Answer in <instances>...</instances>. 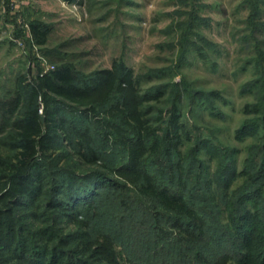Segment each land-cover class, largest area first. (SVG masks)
I'll use <instances>...</instances> for the list:
<instances>
[{"label": "trees", "instance_id": "1", "mask_svg": "<svg viewBox=\"0 0 264 264\" xmlns=\"http://www.w3.org/2000/svg\"><path fill=\"white\" fill-rule=\"evenodd\" d=\"M258 1L251 2L242 34L252 53L241 68H253L241 86L252 99L234 131L238 141L250 138L243 148L222 149L198 136L186 156L184 106L215 112V97L228 100L185 78L142 91L143 75L122 59L92 72L63 64L36 82L16 76L14 87L0 94V264H125L131 257L118 239L129 244V255H139L131 247L135 225L150 219L160 236L163 216L179 233L172 244L177 264L186 258L183 242L198 241L213 223L232 251L226 258L264 264V12ZM198 17L191 13L180 23L178 67L191 52L208 60L206 47L219 49L196 34ZM49 31L40 21L30 28L39 44ZM203 148L216 158L213 170L200 156ZM224 211L226 222H215Z\"/></svg>", "mask_w": 264, "mask_h": 264}, {"label": "rangeland", "instance_id": "2", "mask_svg": "<svg viewBox=\"0 0 264 264\" xmlns=\"http://www.w3.org/2000/svg\"><path fill=\"white\" fill-rule=\"evenodd\" d=\"M252 1L0 0V94L5 95L14 87L19 73L36 82L38 75L63 64L92 72L111 67L117 59H122L138 76L143 75L142 91L156 83L185 78L194 87L218 90L227 98L228 101L215 97V112L200 105L194 111V105L189 102L190 106H184L182 120L188 129L183 128L182 149L186 156L191 157L190 145L195 144L198 136L209 138L220 148L228 145L243 148L250 138L238 141L234 131L245 117L244 104L252 99V94L242 92L241 88L242 83L253 76L252 67L241 68L252 53L242 41V34L249 26ZM258 3L264 12V0ZM191 13L199 16L201 24L196 34L215 42L219 49L213 51L206 47L210 53L208 60L191 52L187 61L178 67L179 38L183 31L180 23L187 24ZM262 16L264 19V13ZM39 21L50 27L43 44L37 43L34 35L23 38L25 31ZM213 61L217 65H213ZM148 73H154L153 77L147 76ZM200 156L213 170L216 158L212 160L205 148ZM238 158L242 161V152ZM130 193L135 196L134 192ZM225 215V211L217 215L215 222L225 223ZM149 220L145 218L143 224L135 225V234H138L131 247L139 255H129V244L118 239L119 250L127 254L125 258L132 259L122 261L125 264H177L178 249L172 247L179 234L177 228L168 224L163 216V233L155 236L153 232H157L148 224ZM213 224L215 227L208 225L207 232L198 241L183 242L186 248L183 264H242L233 257L226 258L224 254H232V251L220 243L219 233H214L216 224Z\"/></svg>", "mask_w": 264, "mask_h": 264}, {"label": "crops", "instance_id": "3", "mask_svg": "<svg viewBox=\"0 0 264 264\" xmlns=\"http://www.w3.org/2000/svg\"><path fill=\"white\" fill-rule=\"evenodd\" d=\"M25 33H26V34H25L26 36H23V38H31V37H32V36H31L32 34H31V32H30V29H28L27 32L25 31Z\"/></svg>", "mask_w": 264, "mask_h": 264}, {"label": "water", "instance_id": "4", "mask_svg": "<svg viewBox=\"0 0 264 264\" xmlns=\"http://www.w3.org/2000/svg\"><path fill=\"white\" fill-rule=\"evenodd\" d=\"M44 118V117H43Z\"/></svg>", "mask_w": 264, "mask_h": 264}]
</instances>
